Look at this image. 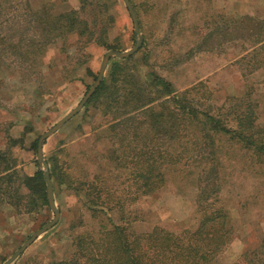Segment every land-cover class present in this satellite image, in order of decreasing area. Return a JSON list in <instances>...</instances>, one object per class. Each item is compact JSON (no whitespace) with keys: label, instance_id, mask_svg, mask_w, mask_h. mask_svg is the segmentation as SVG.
<instances>
[{"label":"rangeland","instance_id":"obj_1","mask_svg":"<svg viewBox=\"0 0 264 264\" xmlns=\"http://www.w3.org/2000/svg\"><path fill=\"white\" fill-rule=\"evenodd\" d=\"M130 2L141 32V48L133 55L141 76L156 72L178 92L195 88L196 104L229 128L237 125L236 112L251 105L257 117L256 140L264 141V73L256 74L264 68V45L248 54L257 45L256 34L264 30L263 22L248 19V14L261 12L260 0ZM86 5L82 17L96 25V37L107 36L108 47L89 41L86 35H71L40 52L35 46L27 48L25 42L34 32L33 14L45 8L54 14L80 10L81 0H0V31L13 34L24 29V42L16 45L23 53H40L35 57L38 61L30 59L31 55L22 60L12 50L0 64V151L7 152L22 176L42 171L33 143L79 106L96 82L106 54L129 52L136 46L138 36L124 0H88ZM18 41L19 37L14 38V44ZM116 59L121 60L112 58L109 65ZM110 123V118L86 104L44 142L49 172L56 164L64 179L57 186L52 180L61 217L12 264L67 261L73 255L74 239L98 230L100 222L73 186L101 172L105 156L116 144L117 137L107 131ZM218 144L220 204L229 212L234 232L215 264H236L245 253L257 264L264 260V155L235 147L224 138ZM198 170L185 162L169 165L166 186L126 209L129 228L135 233L156 226L173 231L195 229ZM55 217L49 201L32 213L0 206V264ZM112 219L122 224L118 210Z\"/></svg>","mask_w":264,"mask_h":264},{"label":"trees","instance_id":"obj_2","mask_svg":"<svg viewBox=\"0 0 264 264\" xmlns=\"http://www.w3.org/2000/svg\"><path fill=\"white\" fill-rule=\"evenodd\" d=\"M81 2L80 10L54 14L45 8L35 12L32 38L25 41L27 48L35 46L41 52L43 47L66 41L71 35H86L89 41L108 47L107 36L96 37V25L82 17L88 0ZM262 30L256 34L255 44L264 42ZM24 33V29L13 34L0 31V64L12 50L22 60L31 55L30 59L38 61L35 57L39 51L23 53L16 45H22ZM16 37L19 41L14 44ZM134 63V56L111 61L103 82L87 103L110 118L107 131L117 137L101 172L91 181L73 186L92 217L100 222L99 228L77 236L72 257L53 264H215L233 239L230 214L220 204L222 164L216 147L224 138L235 147L264 155V141L256 140L255 110L248 105L236 112L237 125L229 128L210 110L196 104L195 88L178 92L156 72L143 78ZM32 146L37 150L38 141ZM11 161L7 152L0 151V206L10 205L27 213L47 206L44 172L38 169L34 175L22 176ZM183 162L200 169L197 227L173 231L156 226L146 233L133 232L126 209L163 189L166 168ZM50 173L54 185L64 184L56 164ZM115 210L121 213L122 224L114 223ZM236 264L253 263L245 253ZM257 264H264V260Z\"/></svg>","mask_w":264,"mask_h":264},{"label":"water","instance_id":"obj_3","mask_svg":"<svg viewBox=\"0 0 264 264\" xmlns=\"http://www.w3.org/2000/svg\"><path fill=\"white\" fill-rule=\"evenodd\" d=\"M130 15L134 22L135 27V33L138 36L136 46L130 50L129 52H118V51H110L106 54L103 63L101 65L98 77L94 85L90 88V90L85 95L82 102L77 106L70 114H68L66 117H64L60 122H58L53 128L48 130L46 133H44L38 140V163L40 164L41 170L44 172V178L47 184V196L48 201L51 210L55 213L56 217L55 219L50 222L48 225L37 231L9 260L5 262V264H12L14 261H16L26 250L27 248L32 245L42 234L46 233L47 231L51 230L53 227L56 226V224L59 222L61 217V212L57 207L56 200H55V193H54V186L53 182L50 176L49 172V165L45 159L44 156V142L51 136H53L59 129H61L67 122H69L73 117H75L88 103V101L93 97V95L96 93L98 88L100 87L101 83L103 82L105 78V74L107 72V68L109 65V62L112 58H118L121 60L128 59L135 55L137 52H139L141 48V32L138 24V18L137 15L131 5L130 0H124Z\"/></svg>","mask_w":264,"mask_h":264},{"label":"crops","instance_id":"obj_4","mask_svg":"<svg viewBox=\"0 0 264 264\" xmlns=\"http://www.w3.org/2000/svg\"><path fill=\"white\" fill-rule=\"evenodd\" d=\"M258 8L261 11L260 13L254 14V16L252 14H248V17L251 18L252 20L254 19L255 21H258V22L261 23V22H264V14L262 13L263 9H264V2L262 0H260V4L258 5ZM263 44H264V42L257 44L255 47L250 48L248 50V54L249 53L252 54V52L254 53V51L260 49V46H262ZM259 73L263 74L264 73V68H262V70L258 71L256 74L259 75Z\"/></svg>","mask_w":264,"mask_h":264}]
</instances>
